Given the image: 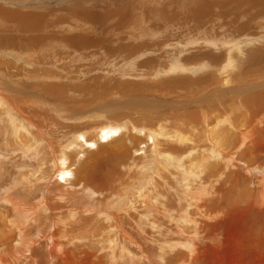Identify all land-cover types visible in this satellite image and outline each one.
<instances>
[{"label":"rangeland","instance_id":"obj_1","mask_svg":"<svg viewBox=\"0 0 264 264\" xmlns=\"http://www.w3.org/2000/svg\"><path fill=\"white\" fill-rule=\"evenodd\" d=\"M23 1L29 2L25 7L29 6L32 13L35 7L42 8L41 13L49 11L50 14H44L42 20L35 23L39 31L45 30L38 37H47L48 41L33 49H30L31 42L22 57L12 58L22 68L19 80L3 74L8 82L14 78L11 81L14 87L17 84L16 88L23 89L20 104L27 112H37V117H29L28 113L29 118L22 120L12 111L10 114L7 107L0 109V228L4 224L0 229V255L3 254L0 264H43L42 259L44 264H63V261L64 264H264V198L259 200L264 186V155L259 154V158L251 150L248 141L251 136L242 141L228 128L233 125L240 130L234 119L237 122L245 116L248 123H257V126L253 124L256 132L264 131V96L261 95L264 89L249 92L243 99L225 90L264 82V0ZM250 3L256 5L247 15H242ZM77 5H83L76 13L80 14L81 21H85V13L91 15L86 20L93 28V35L73 29L77 25L70 23L66 12ZM0 8L24 9L7 6L2 0ZM55 10L62 13L60 18L54 19ZM194 14L197 21L192 19ZM234 19L238 21L230 28L222 27V23L230 25V20ZM53 24L73 26L54 31L59 30L67 42L50 40L46 31ZM103 27L107 32L99 36L97 30ZM236 29L240 33L235 32ZM29 36L34 40L37 35ZM9 37L25 39L27 36ZM4 39L0 36L1 47ZM92 40L95 47L83 48L92 44ZM45 44L47 50L43 48ZM80 45L81 49L76 51ZM11 46L26 49L21 42ZM104 47L112 51L109 54L112 56L103 55ZM228 55H232L234 61L230 63L233 69L228 74L232 83L223 88L222 71L229 66ZM237 79L244 82L236 84ZM29 90L68 113L84 112L88 107L112 100H126L119 105L131 108L122 107L106 114L108 122L99 121L98 127L97 124L85 126L89 121H76L79 129H73L75 122L64 119L66 125L60 127V122L51 121L57 116L49 109L46 113L49 111L48 116L51 114L53 119L44 116L43 121L39 117L45 108L36 102L30 106ZM210 90L221 92H216L215 96L208 94ZM94 92L97 95L94 96ZM100 93L105 96L96 101ZM49 94L56 96L54 101ZM133 98L152 99L174 108L154 106L147 100H143V104L131 102ZM93 100L86 109L85 104ZM254 113H258L256 117ZM137 117L141 119L136 121ZM224 119L231 120L228 127L225 124L227 130L225 126L216 125V128L223 132L231 130V147L226 146L227 137L221 136V132H217L220 136L210 134L211 126ZM103 126L111 130L106 132ZM144 129L154 132L159 129V136L153 132L154 148ZM187 135L190 141H186ZM196 138L198 143L191 144ZM59 159L64 160L60 174ZM54 191H60L59 195ZM11 198L17 199L20 211L11 206L8 201ZM28 206L35 210L31 211ZM24 209H27L26 214H21ZM230 215H235V220L220 223L222 216ZM45 224H50V228ZM124 233L128 234V239Z\"/></svg>","mask_w":264,"mask_h":264},{"label":"bare ground","instance_id":"obj_2","mask_svg":"<svg viewBox=\"0 0 264 264\" xmlns=\"http://www.w3.org/2000/svg\"><path fill=\"white\" fill-rule=\"evenodd\" d=\"M1 1V0H0ZM6 2V4H7V6L9 5V6H17L18 8H24L22 11L21 10H19V11H13V10H6V9H2V8H0V36H2V37H5L6 39H4V40H2L3 41V45H2V47L0 46V71L2 70L3 71V73L1 74L0 73V109L2 108H4V107H7L8 108V110L10 111V114H11V111L16 115H18V119H22V120H26L27 119V117H28V113H29V117L30 116H33V117H37L36 116V114H37V112L36 113H33V112H27V110L20 104V101H19V95H22L23 94V97H24V91H23V89H21L20 87L19 88H16L17 87V84H16V87H14L15 86V84H14V82H13V84L11 83V81H14V78L15 79H18L19 80V77L21 76L20 74L21 73H23L22 72V68L19 66V65H17V62L14 60V59H12V58H19L20 56L22 57L25 53H26V50L28 49L29 50V47H30V45H31V42L33 43V46H31L30 47V49H33L34 47H37V44H43V46H44V43H47V41H48V39H47V37L46 38H40V37H38V36H40L42 33H45V30H44V32L43 31H39L38 29H37V27L35 26V23L37 22V21H39L41 18H43L45 15L44 14H50L49 13V11L47 12V11H43L42 10V13L41 12H39V10H41L42 8H40V7H35V8H33L35 11H34V13H32V12H30L29 11V6L26 8L25 6L27 5V4H29V2H24L23 0H2V3L4 4ZM92 2V1H91ZM36 4H37V2H36ZM232 5V4H231ZM254 5H256L255 3H250L249 5H247V11H243L244 12V14H242V15H247L250 11H251V9L252 8H254ZM241 6V5H240ZM83 7V5H77V6H74V8L73 9H67V16L69 17V18H71L70 19V23H75L76 25H77V27H73V26H67L66 24H68L69 22H65L66 24H62V25H58V26H55L54 24L51 26V28L49 29V30H47L46 31V33L48 32V35L47 36H51V38H50V40H56V43H57V40H58V42H67V40H66V38H64L63 36H61L58 32H59V30H58V32L57 33H54V31H56L57 29H60L61 30V28L62 27H66L67 29L68 28H70V27H73V29L74 30H81L83 33H85V34H88V35H93L94 33L92 32L93 31V28H92V26L90 25V23L86 20V19H89L90 17H91V15L89 14V13H85L84 14V19H85V21H81V19H80V14L79 15H76V13H78L79 11H80V8H82ZM87 7H88V5H87ZM233 7H236V6H234L233 5ZM70 8V7H69ZM88 10V9H87ZM208 10V9H207ZM235 10V9H234ZM259 11V10H258ZM262 11V10H261ZM44 12V13H43ZM243 12H241V13H243ZM239 13V12H238ZM64 14V13H63ZM52 15L53 16H55V18L54 19H56V18H60V16L62 15V13L60 12V11H58L57 12V10H55L54 11V13H52ZM234 15V14H233ZM237 15V14H236ZM241 15V16H242ZM187 16H189V15H187ZM190 16H191V13H190ZM240 16V15H239ZM241 16H240V19H241ZM111 17V16H110ZM173 18V17H172ZM171 18V19H172ZM236 18H238V16L236 17ZM249 18V17H248ZM113 18H111V20H112ZM192 19H194L195 21H197V18L195 17V14L193 15V18ZM246 19V18H245ZM42 20V19H41ZM218 20V19H217ZM66 21V20H65ZM113 21H114V19H113ZM234 21V22H233ZM238 21V20H237ZM236 21V19H234V20H230V22H232V23H230V25L229 24H226L225 22L224 23H222V27H224V26H228L227 28H230L231 26H232V24L233 23H235V22H237ZM246 22V21H245ZM112 24V23H111ZM243 24V23H242ZM45 25V24H44ZM42 26V25H41ZM242 26V25H241ZM111 27V26H110ZM181 27V26H180ZM221 27V26H220ZM242 27H244V26H242ZM246 27V26H245ZM96 28V27H95ZM105 27H103V28H99L98 30H97V33H99V36H103L104 34H105V32H107V30L105 31V29H104ZM111 29V28H110ZM238 29H239V27H238ZM238 29H236V30H234L235 32H237V33H240V29L238 30ZM41 30V29H40ZM114 31V30H113ZM112 31V32H113ZM232 31H233V29H232ZM64 33V32H63ZM110 33H111V30H110ZM241 33H242V31H241ZM29 34H32V35H37L35 38H34V40H33V37L32 38H28V36H29ZM9 35H14L15 37H17L18 35H20V36H24V35H26L27 37L25 38V39H21V38H17V39H14V37H11V39H9L10 37H9ZM43 35V34H42ZM54 36V37H53ZM30 37V36H29ZM105 37V36H104ZM78 38V40L79 39H82V38H79V37H77ZM93 41L94 40H92V44H89V45H85L83 48H85V49H89L91 46L92 47H95V45H93ZM105 41H107V40H105ZM19 42H21V43H24V45H26L25 47H26V49H22V50H19V49H17V47L15 48V47H13V46H11L12 45V43H19ZM109 42V41H108ZM96 43V42H95ZM106 43V42H105ZM16 45V44H15ZM41 45H39V46H41ZM98 45V44H97ZM50 46H52L51 45V43H50ZM19 47V46H18ZM46 47H48V45H46L45 44V47H43L44 48V50H47V48ZM24 48V47H23ZM107 48V47H106ZM121 48V47H120ZM128 48V47H127ZM36 49V48H35ZM34 49V50H35ZM81 49V45L77 48V50L76 51H78V50H80ZM104 49V51H103V55L104 56H112V55H109V54H111V50L110 49H105V47L103 48ZM130 49V48H129ZM134 49V48H133ZM51 50V49H50ZM234 52H237L236 51V49H234L233 50ZM128 52L129 53H131L132 51L131 50H128ZM120 53H123V51H122V49H121V51H120ZM231 53V52H230ZM250 53V52H249ZM45 55V54H44ZM249 57H251V56H249ZM45 59V58H44ZM228 61V63L229 64H227V66L228 67H226V69L224 70V71H222V72H224L223 74V77H222V82H221V87H223V88H226V87H228L231 83H232V81L228 78L229 77V72L230 71H232V66L230 65V63H233L234 61L232 60V55L231 56H229L228 55V57H227V60H226V62ZM255 61V60H254ZM226 62H225V64H226ZM250 64H251V62H250ZM233 65V64H232ZM234 67V66H233ZM235 69V68H234ZM252 69V68H251ZM249 70V69H248ZM27 73V72H26ZM3 74H5L7 77L8 76H12V77H14L13 79H11V81L10 82H8L7 80H8V78H7V80L5 79V77L3 76ZM248 74H250V72L248 73ZM250 76H251V74H250ZM53 78V77H52ZM10 79V78H9ZM232 79H234V77L232 78ZM46 80V79H45ZM209 80H211V79H208V81ZM196 82H197V80H195ZM194 81V82H195ZM262 81V80H261ZM206 82V81H205ZM242 82H244V81H240V79H237V81H236V84L237 83H242ZM260 82V81H259ZM192 83V82H191ZM209 83H211V81L209 82ZM9 84H11L12 86H10ZM197 84H199V83H197ZM190 85V84H189ZM209 85V84H208ZM207 85V86H208ZM240 86H241V84H239ZM248 85V84H247ZM247 85H245V86H242V87H237V86H234L232 89H225L226 91H228V92H230L233 96H239V97H242V99L244 98L243 97V95H245V94H248L249 92H250V89L254 86V85H252V86H247ZM231 86H233V85H231ZM230 86V87H231ZM247 86V87H246ZM255 87V86H254ZM253 87V88H254ZM33 88V87H32ZM204 88V87H203ZM30 89V88H29ZM132 89V88H131ZM134 89V88H133ZM33 90V89H32ZM136 90H137V88H136ZM202 90V89H201ZM259 91V90H258ZM210 92H211V90H210ZM210 92H208V94H210V95H212V94H215V96L217 95L216 94V92L218 93V94H220V92L221 91H219V90H212V92L210 93ZM255 92H257V91H255ZM254 92V93H255ZM28 93V92H27ZM41 93V92H40ZM46 93V92H45ZM224 93V92H223ZM52 94V93H51ZM51 94H49V96H50V98H53L52 96H51ZM207 94V95H208ZM259 94V93H258ZM43 95V94H42ZM48 95V94H47ZM54 95V94H53ZM56 95V94H55ZM95 95H97L95 92H94V96ZM100 95L101 96H99V97H97V99H96V101L98 100V99H101L102 97H104L105 96V93L103 94V93H100ZM225 95V94H224ZM231 95V96H232ZM251 95V94H250ZM249 95V96H250ZM261 95L262 96H264V93L262 94L261 93ZM261 95H260V97H261ZM28 96V95H27ZM26 96V97H27ZM48 96V97H49ZM139 96V95H138ZM209 96V95H208ZM227 96V95H226ZM254 97H255V95H253ZM253 96L251 97V98H253ZM119 97V96H118ZM218 97V96H217ZM221 97V96H220ZM259 97V96H258ZM259 97V98H260ZM55 98H56V96H55ZM55 98H53V101H54V99ZM125 98H126V96H125ZM124 98V99H125ZM132 98V97H131ZM230 98V97H229ZM237 98V97H236ZM236 98L235 99H230V102H233V101H235L236 100ZM262 98V97H261ZM122 99V98H121ZM133 99H135V98H133ZM206 99V98H205ZM209 99V98H208ZM208 99H207V101H208ZM264 99V98H263ZM64 100V99H63ZM176 100V99H175ZM247 100H248V98H247ZM260 100H262V99H260ZM95 100H93V101H90V102H88V103H86L85 105H86V109H87V106L88 105H90V107H91V104L94 102ZM170 101V100H169ZM239 101H240V99H239ZM249 101H250V99H249ZM22 103H23V105H24V102L23 101H21ZM29 104H30V106H32L33 104L35 105V102L37 103V104H39L40 106H42V107H44L45 108V111H44V109H42L43 111H44V113H40V115H39V117H41L42 119L44 118V116L46 117V118H50V116H51V114L48 116V114H49V111H48V113H46L47 111H46V109L48 110H50L53 114H55L56 116H57V118H59L58 120H57V118L54 116V118H56V120L54 119V120H51V119H53V117L51 116V121H53V122H57V123H61L60 125V127H62L63 126V124H65L66 122H63V119H64V121H73V123L75 122V125L73 124H71L72 126H73V129L74 128H78L77 126H79L77 123H76V121L79 123V122H83V121H89V123H88V125H85V126H96L95 124H97V127H98V123H100V122H102V123H106V122H108V120L106 121V114L107 113H110V110H108L107 108H99V110H98V112H97V114H91V115H87L88 113H90V111H91V109H93L94 107H91V108H89L88 107V109L89 110H87V111H85L84 113H83V117L84 116H86L85 118H83V117H80V116H78V117H74L76 114H78L79 112H74L73 110H72V113H68V111L66 112V110L64 111V110H61V108L60 107H58V106H54V105H52L51 103L49 104L48 102H47V100L46 99H44L41 95H39L38 93H36V92H34V91H30L29 90ZM56 102V101H55ZM171 102V101H170ZM191 102V101H190ZM209 102V101H208ZM252 102V101H251ZM254 102V101H253ZM259 102V101H258ZM263 102V101H262ZM176 103V102H175ZM185 103V102H184ZM196 103V102H195ZM194 103V104H195ZM124 104H125V102H124ZM141 104H143V103H141ZM189 103H187V105H188ZM240 104V103H239ZM257 104V103H256ZM260 104V103H259ZM134 105V104H133ZM241 105V104H240ZM246 105V104H245ZM248 105V104H247ZM247 105H246V107H247ZM258 105V104H257ZM26 106V105H25ZM148 106V105H147ZM263 106H264V104H263ZM262 106V107H263ZM26 107H28V106H26ZM133 107V106H132ZM141 107V106H140ZM179 107V106H178ZM261 107V108H262ZM29 108V107H28ZM39 108V107H38ZM37 108V109H38ZM128 108V107H127ZM129 108H131V107H129ZM137 108H139V107H137ZM142 108V107H141ZM148 108H150V105H149V107ZM147 108V109H148ZM152 108V107H151ZM195 108V107H194ZM237 108V107H236ZM260 108V107H259ZM31 109V108H30ZM70 109V108H69ZM196 109V108H195ZM239 109V108H238ZM254 109H255V107H254ZM31 110H33L34 111V108L33 109H31ZM39 110H41L40 108H39ZM41 110V112H43ZM61 110V111H60ZM135 110V109H134ZM137 110V109H136ZM149 110H153V109H149ZM197 110V109H196ZM222 110V109H221ZM228 110V109H227ZM250 110V109H249ZM257 110V109H256ZM260 111H262L261 109H259ZM36 111V110H35ZM244 111V110H243ZM255 111V110H254ZM259 111V112H260ZM39 112V111H38ZM145 113H147L146 111H144ZM247 112V111H246ZM250 112V111H249ZM257 112V111H256ZM13 113H12V115H13ZM45 113H46V115H45ZM158 113V112H157ZM222 113V112H221ZM233 113V112H232ZM231 113V114H232ZM9 114V115H10ZM131 114H133V112L131 113ZM139 114V113H138ZM141 114V116L143 117V115H142V113H140ZM224 114H225V112H224ZM252 114H253V112H252ZM256 114H258V113H254V115H255V117H256ZM14 115V116H15ZM109 115V114H108ZM107 115V116H108ZM145 115V114H144ZM189 115V114H188ZM201 115L203 116V113H201ZM219 115V114H218ZM230 115V114H229ZM228 115V116H229ZM235 115H237V114H235ZM48 116V117H47ZM134 116V114L132 115V117ZM140 116V115H139ZM154 116V115H153ZM215 116V115H214ZM233 116H234V114H233ZM251 116V115H250ZM260 116V115H259ZM26 117V118H25ZM28 117V118H29ZM112 117H114V116H112ZM126 117L128 118V116H127V114H126ZM131 117V118H132ZM145 117L147 118L148 116H146L145 115ZM204 117V116H203ZM231 117V116H230ZM253 117V116H252ZM254 117V118H255ZM40 118V119H41ZM111 118V117H110ZM134 118V117H133ZM138 118L139 119H141L140 117H137V120L136 121H139L138 120ZM187 118V117H186ZM186 118H184V119H186ZM202 118V117H201ZM17 119V118H16ZM87 119V120H86ZM107 119H109V117L107 118ZM112 119V118H111ZM114 119V118H113ZM208 119H211V118H208ZM214 119L216 120V117H214ZM218 119V118H217ZM219 119H220V116H219ZM222 119V118H221ZM239 119V118H238ZM45 119H43V121H44ZM61 120H62V122H61ZM110 120V119H109ZM122 120V119H121ZM148 120H149V118H148ZM215 120H214V122H215ZM235 120V123L238 125V127H240V130L239 129H235V128H233L234 126L233 125H230V123H229V121H231V120H228V119H224L223 121L221 120L220 122H218V123H215L214 124V126H211V130H210V134H211V137H212V135H215L217 132H221V133H219V134H221V136H223L224 138H226L227 137V145L226 146H230L231 147V142L229 141L232 137L231 136H233L232 135V133H230L229 131H231L232 130V132H233V134H234V132L238 135V138L239 139H241L242 141L244 140V138H246V139H248L249 138V136H251V138H250V140H248V141H250L249 142V146H250V148H251V150H253V152H255L258 156H259V154H263L264 155V142H263V140H264V131H262V132H260L259 130L256 132L255 131V128H253V124H257V123H255V121H250V123H248V120L246 121V117L244 116V118L242 119V120H240V121H237L236 122V119H234ZM262 120V119H261ZM263 120H264V118H263ZM21 121V120H20ZM39 121V120H38ZM94 121H98V122H94ZM100 121V122H99ZM106 121V122H105ZM110 121H112V120H110ZM109 121V122H110ZM115 121H116V118H115ZM150 122H151V120H149ZM154 121V120H153ZM194 121V120H193ZM202 119H201V123H202ZM22 122H24V121H22ZM34 122V121H33ZM47 122H49L48 120H47ZM120 122V121H119ZM119 122H117V123H119ZM123 122V121H122ZM126 122V121H125ZM134 122V121H133ZM213 122V123H214ZM50 123H52V122H50ZM54 123V124H55ZM129 123H131V122H129ZM195 123H196V121H195ZM227 123V124H226ZM234 123V122H233ZM28 124V123H27ZM29 124H30V119H29ZM34 124V123H33ZM68 124H69V122H68ZM67 124V125H68ZM101 124V123H100ZM111 124V123H110ZM194 124V123H193ZM192 124V125H193ZM203 125H204V123H202ZM201 124V125H202ZM225 124H226V126L229 124L230 125V127H228V128H230L231 130H229V131H225V132H223V129H220V130H217V126L216 125H218V126H225ZM260 124L261 123H259L258 125H259V127H260ZM40 125V124H39ZM66 125V124H65ZM103 125V124H102ZM106 124H104V126H105ZM114 125H115V122H114ZM213 125V124H212ZM30 126H31V124H30ZM29 126V127H30ZM104 126H103V128H104ZM108 126V125H107ZM196 126V125H195ZM198 126V125H197ZM225 126V127H226ZM232 126V127H231ZM252 126V127H251ZM257 126V125H256ZM262 126V125H261ZM34 127V126H33ZM33 127H30V128H33ZM65 127V126H64ZM67 127V126H66ZM96 127V128H97ZM100 128L102 127L101 125L99 126ZM127 127H129V126H127ZM152 127V126H151ZM227 127H226V129L225 130H227ZM255 127V126H254ZM70 128H71V126H70ZM130 128H131V126H130ZM145 128V127H144ZM160 128V127H159ZM191 128V127H190ZM189 128V129H190ZM210 128V127H209ZM19 129H20V127H19ZM79 129V128H78ZM82 129V128H81ZM131 129H135L134 127L133 128H131ZM139 129H141V128H139ZM164 129V128H163ZM186 128H184L183 130H185ZM191 129H193V128H191ZM195 129V128H194ZM261 129H262V127H261ZM104 130L106 131V132H108V131H110L111 130V128H109V129H106V128H104ZM143 130V129H142ZM150 130H152L151 128H150ZM156 130V129H155ZM172 130V129H171ZM196 130V129H195ZM263 130H264V127H263ZM33 131H34V129H33ZM38 131V130H37ZM72 131V130H71ZM144 131H145V133H148V137H149V139L148 140H150L151 139V141H152V148H154L153 146L155 145V134H158V133H160V131H159V129L158 130H156L155 132L154 131H148L147 129H144ZM177 131V130H176ZM182 131V130H181ZM197 131H198V128H197ZM1 132V131H0ZM19 132H20V130H19ZM72 132H74V130L72 131ZM139 132H141V131H139ZM155 134H154V133ZM170 132V131H169ZM193 132V131H192ZM7 133V132H6ZM75 133V132H74ZM112 133V132H111ZM182 133V132H181ZM187 133H189L188 132V130H187ZM201 133V132H200ZM19 134V133H18ZM33 134V133H32ZM37 134V133H36ZM101 134H102V132H101ZM140 134V133H139ZM161 134V133H160ZM163 134V133H162ZM182 134H184V133H182ZM190 134V133H189ZM195 134V133H194ZM223 134V135H222ZM263 134V135H262ZM4 135V134H3ZM41 135V134H40ZM39 135V136H40ZM201 135V134H200ZM218 135V133L215 135V136H217ZM236 135V136H237ZM38 136V135H37ZM158 136H159V134H158ZM162 136V135H161ZM170 136H171V133H170ZM178 136V135H177ZM184 136H185V134H184ZM190 136V135H189ZM218 136H220V135H218ZM35 137V136H34ZM40 137H42V136H40ZM39 137V138H40ZM145 137V136H144ZM174 137H175V135H174ZM173 137V138H174ZM187 137H188V135H187ZM231 137V138H230ZM243 137V138H242ZM38 138V139H39ZM164 138V137H163ZM172 138V139H173ZM183 138V137H182ZM184 138H186V137H184ZM193 138V137H192ZM237 138V137H236ZM43 138H41V140H42ZM171 139V140H172ZM44 140V139H43ZM147 140V141H148ZM219 140V139H218ZM222 140V139H221ZM225 140V139H224ZM238 140V139H237ZM33 141V140H32ZM57 141V140H56ZM186 141H190V138L188 137L187 139H186ZM193 141V140H192ZM207 141V140H206ZM209 141V140H208ZM211 141V140H210ZM215 141H217V140H215ZM235 141V140H234ZM242 141H241V143H242ZM246 141V140H245ZM43 142V141H42ZM183 142V141H182ZM181 142V143H182ZM196 142V144L198 143V140H197V138H196V140L195 141H193L191 144H193V143H195ZM214 142V141H213ZM218 142V141H217ZM238 142V141H237ZM236 142V143H237ZM48 143V142H47ZM47 143H45L46 145H47ZM189 143V142H188ZM219 143V142H218ZM222 143V142H221ZM235 143V144H236ZM28 144V143H27ZM49 144V143H48ZM190 144V145H191ZM203 144V143H202ZM220 144V143H219ZM233 144H234V142H233ZM245 144H248L247 143V141L245 142ZM54 145V144H53ZM221 145H223V144H221ZM220 145V146H221ZM39 146V145H38ZM50 146V145H49ZM124 146V145H123ZM233 146V145H232ZM32 147V146H31ZM58 147H59V145H58ZM248 147V146H247ZM246 147V150H248V148ZM61 148V147H60ZM221 148V147H220ZM223 148V147H222ZM103 149V148H102ZM150 149V148H149ZM224 149V148H223ZM222 149V152L224 153V150ZM34 150V149H33ZM51 150V149H50ZM53 151H54V149H53ZM233 151V150H232ZM229 152V151H228ZM247 152V151H246ZM163 153V152H162ZM166 153V151L163 153V154H165ZM230 153V152H229ZM254 153V154H255ZM53 154V153H52ZM97 154V153H96ZM224 154H226V153H224ZM166 155V154H165ZM172 156V155H171ZM212 156V155H211ZM245 156V155H244ZM262 156V155H261ZM62 156H60V158H61ZM95 157V156H94ZM58 158V157H57ZM92 158V157H91ZM250 158H252V156L250 157ZM259 158H260V156H259ZM264 158V157H263ZM248 159V158H247ZM256 159V158H255ZM254 159V160H255ZM170 160V159H169ZM246 160V158H244V161ZM252 160H253V158H252ZM262 160V159H261ZM59 161H60V163H59V170H58V174H60L61 172H59L60 170H62V165H63V162H64V160L63 159H59ZM58 161V162H59ZM248 161V160H247ZM256 161H258V160H256ZM171 162V161H170ZM190 163V162H189ZM250 164H252L251 162H250ZM256 164V163H255ZM254 164V165H255ZM244 165V164H243ZM246 165H248L249 166V163L247 164V162H246ZM252 166V165H251ZM250 167V166H249ZM189 168H190V166H189ZM238 168V167H237ZM204 169V168H203ZM245 169V168H244ZM248 169V168H247ZM246 169V170H247ZM196 170V169H195ZM194 170V171H195ZM227 170V169H226ZM245 170V171H246ZM193 171V172H194ZM202 171V170H201ZM66 172V171H65ZM243 172V171H242ZM203 173V172H202ZM62 174H64V173H62ZM67 175V174H66ZM61 176V175H60ZM186 179V178H185ZM60 181V180H59ZM264 181V180H263ZM78 183H79V181H78ZM261 184L263 185V183L261 182ZM64 186V185H63ZM63 186H62V188H63ZM146 189V188H145ZM60 190H61V188H60ZM252 190V189H251ZM261 192H262V194H261V196L259 197V200L261 199V200H263V198H264V186H263V188L260 190ZM54 192H57V191H54ZM61 192H63V194H64V191H61ZM53 193V192H52ZM52 193L50 194V195H52ZM58 193V192H57ZM59 193H60V191H59ZM59 193H58V195H59ZM253 193H254V191H253ZM48 194V193H47ZM66 194V193H65ZM64 194V195H65ZM211 194V193H210ZM251 194V193H250ZM249 194V195H250ZM49 195V194H48ZM57 195V196H58ZM254 195V194H253ZM252 194H251V196H253ZM55 196V195H54ZM142 196V195H141ZM256 196V195H255ZM13 197V196H12ZM15 197V196H14ZM63 196H61V198H62ZM65 197V196H64ZM63 197V198H64ZM138 197V196H137ZM257 197V196H256ZM50 200H51V197L49 196L48 197ZM19 199V198H18ZM48 199V200H49ZM54 199V198H53ZM59 199H60V197H59ZM252 199V198H251ZM257 199V198H256ZM6 200V199H5ZM17 200V199H16ZM16 200L15 199H12L11 198V200H8V201H10V204H11V206H13L14 208H19V206H17L16 205ZM49 200V201H50ZM55 200H56V197H55ZM61 200V199H60ZM141 200V199H140ZM143 200V199H142ZM210 200V199H209ZM213 200V199H212ZM21 201V200H20ZM43 201V200H42ZM42 201H40V202H42ZM145 201V200H144ZM251 201V200H250ZM19 202V201H18ZM51 203H52V201H50ZM253 202V201H252ZM25 203V204H24ZM23 203V206H25V208L27 207L26 206V202H24ZM29 203H30V201H29ZM54 203V202H53ZM22 204V202H20V205ZM258 204V203H257ZM29 205V204H28ZM34 206H36L35 204H33ZM33 206V207H34ZM49 206V205H48ZM60 206V205H59ZM41 207V206H40ZM43 207V206H42ZM46 207V206H45ZM57 207H58V205H57ZM66 207H67V205H66ZM13 208V209H14ZM28 208H29V206H28ZM70 208V207H69ZM69 208H68V211H69ZM258 208V207H257ZM3 209V208H2ZM16 209V210H17ZM20 209H22V207H20ZM30 210H31V208H29ZM79 209V208H78ZM19 210V209H18ZM17 210V211H18ZM25 210V212L23 211V213H21V214H26V210L27 209H24ZM33 210H35V209H33ZM33 210H31V211H33ZM65 210V209H64ZM125 210V209H124ZM20 211V210H19ZM30 211V213H32ZM51 211V210H50ZM78 211V210H77ZM127 211V210H126ZM28 212H29V210H28ZM28 212H27V214H28ZM40 212V211H39ZM38 212V213H39ZM73 212V211H72ZM86 212V211H85ZM120 212H121V210H120ZM122 212H124V211H122ZM19 214H20V212H18ZM35 213V212H34ZM71 213V212H70ZM81 213H82V210H81ZM88 213H90L89 211H88ZM14 214H15V212H14ZM20 214V215H21ZM72 214V213H71ZM77 214H79V212L77 213ZM109 214V213H108ZM32 215H33V213H32ZM41 215L43 216V214L41 213ZM111 215V214H110ZM236 215V214H235ZM235 215H230V216H222V218H221V220H220V223H224V222H231V221H233V220H235ZM26 217L28 216V215H25ZM30 216H31V214H30ZM59 216V215H58ZM104 216H105V213H104ZM221 216V215H220ZM7 217V216H6ZM22 217V216H21ZM31 217H33V216H31ZM31 217L29 218V220L31 219ZM55 217V216H54ZM66 219H67V217L66 216H64ZM111 217H112V215H111ZM35 218V217H34ZM41 218H43V217H41ZM40 218V219H41ZM50 218V217H49ZM56 218V217H55ZM60 218V217H59ZM63 218V217H62ZM21 219V218H20ZM25 219V218H24ZM28 219V218H27ZM51 219V218H50ZM79 219V218H78ZM82 219V221H81V223H83V218H81ZM237 219H239L238 217H237ZM19 220V219H18ZM32 220V219H31ZM30 220V221H31ZM39 220V219H38ZM44 220H46L47 221V219H44ZM54 220V219H53ZM68 220H69V218H68ZM114 220V219H113ZM112 220V221H113ZM117 220V219H116ZM121 220L122 219H119L118 220V222L120 221V223H122L121 222ZM7 221V220H6ZM5 221V222H6ZM26 221H28V220H26ZM34 221V220H33ZM49 221V220H48ZM2 222V221H1ZM4 222V221H3ZM69 222H71V221H69ZM6 223H8V221L6 222ZM49 223H50V221H49ZM55 223V221L53 222V224ZM72 223V222H71ZM75 223V222H74ZM95 223H97V221L95 222ZM114 223V222H113ZM124 223V222H123ZM46 224H47V222H46ZM45 224V225H46ZM100 224V223H99ZM117 224H119V223H117ZM3 226H4V224H2ZM2 225H1V228H2ZM36 225L38 226V224H37V222H36ZM49 225L50 224H48V225H46V227L48 226L49 227ZM60 225H63V223L62 224H60ZM73 225V224H72ZM71 225V226H72ZM75 225H77V223L75 224ZM93 225V224H92ZM97 225V224H96ZM103 225V224H102ZM101 224H100V226H102ZM110 225H111V223H110ZM220 225V224H219ZM54 226H57V225H55L54 224ZM94 226V228L96 227L95 225H93ZM214 226V225H213ZM221 226V225H220ZM219 226V227H220ZM229 226V225H228ZM234 226V225H233ZM21 227V226H20ZM27 227V226H26ZM45 227V228H46ZM66 227V226H65ZM87 227V226H86ZM120 227V226H119ZM216 227V226H215ZM236 227V226H235ZM0 228V229H1ZM6 228V227H5ZM28 228V227H27ZM30 228V227H29ZM50 228V227H49ZM48 228V229H49ZM54 228H57V227H54ZM58 228H59V226H58ZM64 228V227H63ZM77 228H78V226H77ZM82 229H83V227H81ZM80 228V229H81ZM88 228V227H87ZM100 228V227H99ZM106 228V227H105ZM110 230H111V228H109ZM124 229V228H123ZM217 229V228H216ZM2 230H4V229H2ZM31 230V229H30ZM63 230V229H62ZM65 230V229H64ZM67 230V229H66ZM102 230V229H101ZM100 230V231H101ZM223 230H224V228H223ZM6 231V230H5ZM81 231V230H80ZM82 231H84L85 232V230H82ZM86 231H87V229H86ZM93 231H95V229L93 230ZM117 231V230H116ZM120 231V230H119ZM0 232H2L1 230H0ZM12 232V231H11ZM50 232V231H49ZM58 232V231H57ZM69 232H71V231H69ZM83 232V233H84ZM87 232H89V231H87ZM102 232V231H101ZM122 232V231H121ZM126 232H127V230H126ZM13 233V232H12ZM60 233V232H59ZM91 233H92V231H91ZM94 233V232H93ZM112 234H113V232H112ZM46 235V234H45ZM44 235V236H45ZM52 235V234H51ZM62 235V234H61ZM66 235V234H65ZM124 235H126L125 233H124ZM80 236V235H79ZM128 234L126 235V238L128 239ZM43 237V236H42ZM42 237H41V239H42ZM48 237V236H47ZM46 237V238H47ZM63 237H64V235H63ZM115 237V236H114ZM117 237H119V236H117ZM227 237H230V236H228L227 235ZM1 238V237H0ZM66 238V237H65ZM26 239V238H25ZM40 239V238H39ZM59 239H61V238H59ZM73 239V238H72ZM83 239V238H82ZM113 239V237L110 239V240H112ZM117 239V238H116ZM130 239V238H129ZM227 239V238H226ZM44 240V239H43ZM62 240V239H61ZM77 240V239H76ZM120 240V239H119ZM123 240V239H122ZM26 241V240H25ZM39 241V240H38ZM51 241V240H50ZM115 241V240H114ZM121 241V240H120ZM119 241V242H120ZM228 241V240H227ZM41 242V241H40ZM71 242V241H70ZM124 243H125V241H123ZM55 243H56V240H55ZM68 243V242H67ZM113 243V242H112ZM114 243H116V242H114ZM1 244V243H0ZM51 244H53V243H51ZM118 244V243H117ZM121 244H122V242H121ZM123 245V244H122ZM67 246V245H66ZM111 246H114V245H112L111 244ZM117 246V245H116ZM123 246H125L123 249L124 250H126V245H123ZM54 247V246H53ZM61 247H62V245H61ZM78 247V246H77ZM110 247V246H109ZM82 248V247H81ZM111 248V250H112V247H110ZM117 248H118V246L116 247V250H117ZM57 249H58V247H57ZM56 249V250H57ZM84 249V248H83ZM85 249H86V246H85ZM84 249V250H85ZM122 249V250H123ZM52 250V249H51ZM61 250V249H60ZM76 250V249H75ZM80 250H82V249H80ZM110 250V249H109ZM120 250H121V248H120ZM123 250V251H124ZM192 250V249H191ZM58 251H59V249H58ZM114 251V250H113ZM117 251H119V250H117ZM53 252H54V250H53ZM65 252V251H64ZM88 252H90V251H88ZM87 252V253H88ZM110 252V251H109ZM120 252V251H119ZM118 252V253H119ZM126 252H127V250H126ZM126 252H123V253H126ZM51 253V252H50ZM61 253V252H60ZM114 253V252H113ZM84 254V253H83ZM108 254V253H107ZM126 254H129V253H126ZM131 254V253H130ZM3 255V254H2ZM2 255H0V257L2 258ZM66 255V254H65ZM91 256H92V254H90ZM115 255H117V254H115ZM48 256V255H47ZM52 256V255H51ZM54 256V255H53ZM57 256V255H56ZM70 256V255H69ZM69 256H68V258H69ZM74 256V255H73ZM188 256V255H187ZM35 257V256H34ZM38 257V256H37ZM60 257V256H59ZM71 257V256H70ZM99 257V256H98ZM97 257V258H98ZM122 257V256H121ZM130 257V256H129ZM36 258V257H35ZM34 258V259H35ZM39 258V257H38ZM37 258V259H38ZM67 258V259H68ZM95 258V257H94ZM118 258V257H117ZM133 258V257H132ZM36 259V260H37ZM41 259V258H40ZM80 259H81V257H80ZM114 259H115V257H114ZM39 260V259H38ZM43 260V264H44V259H42ZM48 260V259H47ZM60 260V259H59ZM71 260H73V258H71ZM88 260L91 262V260L88 258ZM87 260V261H88ZM95 260V259H94ZM100 260V259H99ZM40 261V260H39ZM101 261V260H100ZM187 261V260H186ZM42 262V261H41ZM66 262H67V260H66ZM69 262V261H68ZM73 262H74V260H73ZM93 262V261H92ZM196 262V261H195ZM11 263V262H10ZM34 263V262H33ZM75 263V262H74ZM100 263V262H99ZM124 263V262H123ZM194 263V262H193ZM55 264V263H54ZM63 264H64V261H63ZM66 264V263H65ZM68 264H70V263H68ZM76 264V263H75ZM79 264V263H78ZM80 264H81V262H80ZM90 264H92V263H90Z\"/></svg>","mask_w":264,"mask_h":264},{"label":"water","instance_id":"obj_3","mask_svg":"<svg viewBox=\"0 0 264 264\" xmlns=\"http://www.w3.org/2000/svg\"><path fill=\"white\" fill-rule=\"evenodd\" d=\"M254 86H253L254 88L252 87L250 89V93L264 89V82L260 83V84H257V85H254ZM115 99H118V98H115ZM143 100H147V101L152 102L154 106L165 107V105H166L168 108H174L170 104L161 103L159 101H155V100H152V99L138 98V99H134V100H130V101L131 102H136V103H143ZM124 101H126V100H122V101H119V102H116V100H112V101H109V102L107 101V102H104V103H101V104H97V105L93 106L94 108L91 109L90 113H88L87 115L97 114L99 108H107L108 110H110V113H107V115H108V114H111V112L117 110L118 108L130 107L129 105H119V103H122ZM154 109H156V108L154 107ZM87 110H89V109H87ZM87 110H85V111H87ZM84 112H80V113L76 114L74 117H78V116L83 117V113ZM85 117L86 116H84L83 118H85Z\"/></svg>","mask_w":264,"mask_h":264}]
</instances>
